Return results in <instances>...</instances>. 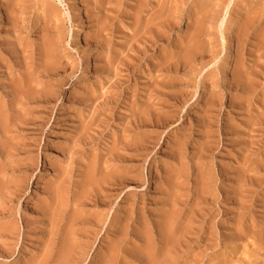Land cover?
Wrapping results in <instances>:
<instances>
[{
    "label": "rangeland",
    "instance_id": "374dc122",
    "mask_svg": "<svg viewBox=\"0 0 264 264\" xmlns=\"http://www.w3.org/2000/svg\"><path fill=\"white\" fill-rule=\"evenodd\" d=\"M137 1L0 0V264H264V0ZM258 8L244 49L223 43ZM142 115L161 125L146 152ZM203 127L213 153L195 156Z\"/></svg>",
    "mask_w": 264,
    "mask_h": 264
},
{
    "label": "bare ground",
    "instance_id": "6f19581e",
    "mask_svg": "<svg viewBox=\"0 0 264 264\" xmlns=\"http://www.w3.org/2000/svg\"><path fill=\"white\" fill-rule=\"evenodd\" d=\"M137 1V0H136ZM242 1H244V0H242ZM138 2V1H137ZM163 2V1H162ZM169 2V1H168ZM255 2H259V0H256ZM41 3H43V2H41ZM139 3H140V1H139ZM139 3H136V4H139ZM261 3H263L262 2V0H261ZM165 4V3H164ZM163 4V5H164ZM168 4V3H167ZM172 4V3H171ZM225 4V3H224ZM245 4H247L248 6H249V10H251V8H250V6L253 4L252 3V1L250 2V3H246L245 2ZM244 4V5H245ZM47 5V4H46ZM45 5V6H46ZM228 5V4H227ZM254 5V4H253ZM257 5H259V4H257ZM257 5H256V7H257ZM262 5V7L264 8V6H263V4H261ZM43 6H44V4H43ZM134 6H137V5H134ZM167 6V5H166ZM240 6V5H239ZM47 7V6H46ZM163 7V6H162ZM171 7V6H170ZM244 7V6H243ZM255 7V8H256ZM49 8V10H50V14L52 15V16H54L53 14L55 13V11H54V13H53V11L52 10H54V8L52 9V7L50 8V7H48ZM136 8V7H135ZM169 8V7H168ZM212 8V7H211ZM218 8V7H217ZM223 8H224V6H223ZM254 8V7H253ZM259 8H260V6H259ZM257 9V10H255V9H253L252 11H253V13H252V11H250L251 13H252V16L250 17V18H248L247 17V20H249L250 21V23L248 22L247 23V21L245 22V23H247L248 25L246 26V28L244 29V26L243 27H241V28H243V29H239L240 27L238 26V28L237 29H233V26H231V27H227L226 28V30L225 31H223V32H221V34H220V36H221V38L220 39H222V41H223V43L224 42H226V40L228 39H230V38H233V37H236L237 38V40H238V42H240L239 44H240V46L238 47V49L239 48H241V49H244V47H243V45H244V42H243V36H242V34H241V32L243 33V32H245V34L247 33V30L249 29V27H251V25L252 26H254L255 25V23L257 22V19H261L262 17H261V10L260 9ZM45 9V8H44ZM43 9V10H44ZM47 9V8H46ZM137 9V8H136ZM140 9V8H139ZM167 9V8H166ZM245 9H247V7L245 8ZM262 9V8H261ZM216 10V9H215ZM220 10V9H219ZM244 10V9H243ZM255 10V11H254ZM262 10H264V9H262ZM47 11H48V9H47ZM52 11V12H51ZM138 11V10H137ZM170 11V10H169ZM217 11V10H216ZM49 12V11H48ZM172 12V11H171ZM238 12V14L240 13L239 11H236V13ZM148 13V12H147ZM167 13V12H166ZM200 13V12H199ZM198 13V14H199ZM217 13V12H216ZM248 13H249V11H248ZM250 13V14H251ZM134 14H135V12H134ZM203 14V13H202ZM205 14V13H204ZM203 14V15H204ZM209 14V13H208ZM207 14V15H208ZM214 14V13H213ZM212 14V15H213ZM234 14V13H233ZM242 14H244V13H242ZM56 15V14H55ZM136 15H137V13H136ZM136 15H135V17H136ZM152 15V14H151ZM150 15V16H151ZM169 15V14H168ZM174 15V14H173ZM237 15V14H236ZM175 16V15H174ZM173 16V17H174ZM245 16V15H244ZM199 17V16H198ZM198 17H197V19H198ZM196 18V17H195ZM201 18H202V16H201ZM205 18V17H204ZM221 18V17H220ZM136 19V18H135ZM139 19V18H138ZM165 19V18H164ZM216 19V18H215ZM232 19V18H231ZM195 20V19H194ZM224 20V19H223ZM235 20V19H234ZM240 20V19H239ZM243 20V19H242ZM148 21V20H147ZM160 21V20H159ZM199 21H201V20H199ZM198 21V22H199ZM260 21V20H259ZM136 22V21H135ZM158 22V21H157ZM156 22V23H157ZM164 22H168L167 23V25L165 24V26H166V28H170L171 26H172V19L170 18V16H168L166 19H165V21ZM195 22H197V21H195ZM221 22V21H220ZM155 23V24H156ZM222 23V22H221ZM220 23V24H221ZM236 23V22H235ZM235 23H232V24H235ZM241 23H243V21L241 22ZM137 24V23H136ZM139 24V23H138ZM150 24V23H149ZM201 23H195V25L193 26L192 25V28H193V30H192V28H190L192 31L191 32H189V34H188V36H187V41H186V49H185V53L187 54H192V53H195L196 51L197 52H199L200 50V48L203 46V42L204 41H202V38L201 37H203V35L201 36V34H202V31L203 30H201V29H203V27H201L200 28V25ZM203 24V23H202ZM237 24V23H236ZM235 24V25H236ZM264 24V23H263ZM133 25V24H132ZM144 25V24H143ZM157 25V24H156ZM162 25H164V24H162ZM174 25V24H173ZM200 25V26H199ZM215 25V24H214ZM240 25V24H239ZM134 26V25H133ZM152 26H153V24H152ZM164 26V27H165ZM220 26V25H219ZM144 27V26H143ZM159 27V26H158ZM257 27V26H256ZM230 29H231V31H230ZM141 30V29H140ZM188 30V29H187ZM186 30V31H187ZM210 30V29H209ZM221 30V29H220ZM235 30V31H234ZM256 32L257 33H255V34H257V37H260V38H257L258 39V41H256V43L257 44H259V46L257 45L256 47L257 48H255V50L256 51H258L259 49H258V47L259 48H264V25H260L259 27H257L256 29ZM167 30H165V32H166ZM171 31V30H170ZM169 31V32H170ZM185 31V32H186ZM215 31V30H214ZM230 31V32H229ZM143 32V31H142ZM155 32V31H154ZM164 32V31H163ZM163 32H162V34H163ZM164 32V33H165ZM168 32V31H167ZM140 33V32H139ZM146 33V32H145ZM150 33V35H151V32H149ZM191 33V34H190ZM217 33V32H216ZM213 34V33H212ZM135 35H136V32H135ZM143 35V34H142ZM165 35V34H164ZM244 35V34H243ZM155 36H156V34H155ZM168 36V35H167ZM214 36V35H213ZM246 36V35H245ZM245 36H244V40H245ZM163 37V36H162ZM166 37V36H165ZM164 37V38H165ZM205 37V36H204ZM256 37V36H255ZM143 38V37H142ZM149 38V37H148ZM151 38H152V35H151ZM178 38V37H177ZM185 38V37H184ZM183 38V39H184ZM145 39H146V37H145ZM167 39V38H166ZM179 39H180V37H179ZM185 39V40H186ZM205 39V38H204ZM214 39V38H213ZM144 40V39H143ZM146 40H148V39H146ZM210 40V39H209ZM216 40V39H215ZM154 41V40H153ZM181 41V40H180ZM214 41V40H213ZM231 41V40H230ZM207 42V41H206ZM242 42H243V45H242ZM176 44V43H175ZM180 44V43H179ZM253 44V43H252ZM217 45V44H216ZM172 46V45H171ZM252 46H254V45H252ZM220 47V46H219ZM230 47L231 46H229L228 47V53H227V58H226V60H225V63H224V67H225V69H227L228 68V66L230 65V61H231V51H230ZM167 48H169V47H167ZM208 48V47H207ZM236 48V47H235ZM51 49V48H50ZM50 49H49V52H50ZM53 49V48H52ZM183 49V48H182ZM161 50V49H160ZM170 50V49H169ZM249 50V49H248ZM263 50V49H262ZM181 51V50H180ZM236 51H237V49H236ZM250 51H252V50H250ZM255 51V52H256ZM47 52V51H46ZM48 52V53H49ZM182 52V51H181ZM238 52H239V50H238ZM241 50H240V55H239V53H236V55L238 56H242V58H243V55H241ZM254 52V51H253ZM261 52V51H260ZM53 53V52H52ZM160 53V52H159ZM202 53V52H201ZM207 53V52H206ZM211 53V52H210ZM169 54V53H168ZM168 54H167V56H168ZM185 54V55H186ZM214 54V53H213ZM48 55V54H47ZM46 55V56H47ZM137 55V54H136ZM162 55V54H161ZM180 55V54H179ZM182 55H183V53H182ZM182 55H181V57H182ZM234 55V54H233ZM248 56H249V54H247ZM264 54L262 53V55H261V58H262V56H263ZM50 56V55H49ZM54 56H56V54L54 55ZM133 56V55H132ZM137 56H139V55H137ZM197 56V55H196ZM235 57L236 59L235 60H233V62H234V68L235 69H239V66H240V63H239V61H238V59H239V56L238 57ZM255 56H256V54H255ZM258 56V55H257ZM130 57H131V55H130ZM134 57V56H133ZM185 57V56H184ZM189 57H190V55H189ZM53 58V57H52ZM178 58H179V56H178ZM213 58V57H212ZM216 58V57H215ZM234 58V57H233ZM258 58V57H257ZM260 58V57H259ZM177 59V58H176ZM191 59V58H190ZM47 60V59H46ZM169 60V59H168ZM167 60V61H168ZM211 60V59H210ZM240 60H242V59H240ZM249 60V59H248ZM48 61V60H47ZM53 61V60H52ZM129 62H130V60H128ZM163 61V60H162ZM187 61H189V60H187ZM252 61V60H251ZM250 61V62H251ZM256 61V60H255ZM163 62H165V61H163ZM243 62V61H242ZM245 62V61H244ZM258 62V61H257ZM45 63H48V62H45ZM166 63V62H165ZM169 63V62H168ZM171 63H173V62H171ZM184 63V62H183ZM187 63H189V62H187ZM151 64H153V63H151ZM158 64V63H157ZM2 65V64H1ZM50 65V64H49ZM134 65V64H133ZM160 65V64H159ZM162 65V64H161ZM171 65V64H170ZM178 65V64H177ZM232 65V64H231ZM247 65V64H246ZM257 65V64H256ZM51 66V65H50ZM127 66V65H126ZM152 66V65H151ZM164 66V69H162V70H167L168 68H165L166 66L165 65H163ZM192 66V65H191ZM254 66H255V64H254ZM130 67H132V66H130ZM159 67V66H158ZM189 67V66H188ZM251 67V66H250ZM257 67V66H256ZM155 68V67H154ZM156 68H157V66H156ZM172 68V67H171ZM180 68V67H179ZM190 68V67H189ZM261 68V67H260ZM128 69V68H127ZM133 69V68H132ZM153 69V68H152ZM176 69V68H175ZM233 69V68H232ZM234 69V70H235ZM254 69V68H253ZM160 70V69H159ZM162 70H161V72H162ZM168 70H171V69H168ZM167 70V71H168ZM172 70H174V69H172ZM171 70V71H172ZM252 70V69H251ZM166 71V73L164 74V75H169L170 77H172L173 75H171L170 74V71H168L167 72ZM189 71V70H188ZM187 71V72H188ZM191 71H192V69H191ZM193 71H195V70H193ZM239 71V70H238ZM235 72V71H234ZM154 73V72H153ZM189 73V72H188ZM187 73V74H188ZM191 73V72H190ZM194 73V72H193ZM239 73H240V71H239ZM241 73H242V71H241ZM246 73H247V70H246ZM149 74V73H148ZM192 74V73H191ZM235 75H236V73H234ZM245 74V73H244ZM244 74H242V76H243V78H245V76H244ZM253 74V73H252ZM161 75V74H160ZM190 75V74H189ZM234 75V76H235ZM241 75V74H240ZM246 75V74H245ZM249 75H251V74H249ZM234 76H232V77H234ZM247 76V75H246ZM165 77V76H164ZM170 77L168 78V79H170ZM240 77V76H239ZM258 77V76H257ZM159 78V77H158ZM163 78V77H162ZM154 79V78H153ZM240 79H242V78H240ZM250 79H252V78H250ZM149 80V79H148ZM155 80V79H154ZM173 80V79H172ZM191 80V79H190ZM193 80V79H192ZM236 80H237V78H236ZM246 80V79H245ZM248 80V79H247ZM159 80L157 79L156 80V82H158ZM163 81V80H162ZM211 81V80H210ZM243 81H244V79H243ZM155 82V81H154ZM160 82L161 81H159V84H160ZM170 82L171 81H163L160 85H162V84H165V86L167 85V83L170 85ZM173 82H174V80H173ZM175 82H177V80L175 81ZM180 82V85H182V83L183 82H181V80L179 81ZM179 82H177L176 84L178 85L179 84ZM230 82V81H229ZM245 82V81H244ZM260 82V81H259ZM16 83V82H15ZM185 83H187V81L185 82ZM191 83V82H190ZM209 83H211V82H209ZM248 83H250V82H248ZM158 84V83H157ZM156 84V85H157ZM171 84H172V82H171ZM175 84V85H176ZM192 84V83H191ZM194 84V83H193ZM231 84V83H230ZM254 85V84H253ZM171 86V85H170ZM16 87H17V85H16ZM154 87V86H153ZM157 87V86H156ZM164 87V86H163ZM167 87H168V85H167ZM248 87V86H247ZM21 88V87H20ZM23 88V87H22ZM211 88V87H210ZM249 88V87H248ZM155 89V88H154ZM161 89H162V87H161ZM178 89H180V88H178ZM164 90H166V89H164ZM191 90V89H190ZM246 90H248V89H246ZM251 91V90H250ZM249 91V92H250ZM158 92V91H157ZM174 92V91H173ZM185 92H187V91H185ZM184 92V93H185ZM240 92V91H239ZM245 92V91H244ZM23 93V92H22ZM153 93H154V90H153ZM163 93V92H162ZM161 92H160V95L162 94ZM165 93V92H164ZM170 93V92H169ZM168 93V94H169ZM179 93H180V91H179ZM213 93V92H212ZM167 94V93H166ZM175 94V93H174ZM177 94V93H176ZM181 94V93H180ZM250 94V93H249ZM148 95V94H147ZM163 95V94H162ZM171 95V94H170ZM178 95V94H177ZM176 95V96H177ZM174 96V95H173ZM245 96V95H244ZM168 97H170L169 95H168ZM175 97V96H174ZM174 97H172V98H174ZM210 97V96H209ZM149 98V97H148ZM159 98V97H158ZM177 98V97H176ZM181 98V97H180ZM186 98V97H185ZM213 97H211V99H212ZM162 98H160V100H161ZM166 99H167V97H166ZM216 99V98H215ZM242 99V98H241ZM245 99V98H244ZM247 99V98H246ZM146 100H147V97H146ZM165 100V99H164ZM171 100V99H170ZM184 100V99H183ZM188 100V99H187ZM234 100V99H233ZM238 100V99H237ZM168 101V100H167ZM186 101V100H185ZM210 101V103H211V101L212 100H208V102ZM240 101V100H239ZM244 101V100H243ZM157 102H158V100H157ZM163 102H165V101H163ZM179 102V101H178ZM241 102H242V100H241ZM260 102V101H259ZM148 103V102H147ZM169 103V102H168ZM172 103V102H171ZM205 103H206V101H205ZM214 103V102H213ZM237 103V102H236ZM240 103V102H239ZM150 104H151V102H150ZM159 104H161V102L159 103ZM163 104V103H162ZM161 104V105H162ZM216 104H218V103H216ZM146 105V104H145ZM168 105V104H167ZM173 105V104H172ZM156 106V105H155ZM166 106V105H165ZM175 106V105H174ZM211 106H213V105H211ZM175 108V107H174ZM209 108V107H208ZM141 109H142V107H141ZM140 109V110H141ZM155 109V108H154ZM207 109V108H206ZM211 109V108H210ZM146 110H148L147 108H146ZM150 110H151V108H150ZM163 110V109H162ZM208 110V109H207ZM206 110V111H207ZM214 110V109H213ZM152 111V110H151ZM164 111V110H163ZM170 111V110H169ZM203 111V110H202ZM212 111V110H211ZM137 112V111H136ZM138 112H139V110H138ZM137 112V113H138ZM148 112H150V111H148ZM146 113V114H149V113ZM153 112V111H152ZM143 113V112H142ZM158 113V112H157ZM166 113V112H165ZM206 113V112H205ZM212 113V112H211ZM264 113V112H263ZM139 114V113H138ZM144 114V113H143ZM145 114V115H146ZM161 114V113H160ZM164 114V113H163ZM169 114L170 113H168L167 115L169 116ZM176 114V113H175ZM201 114V113H200ZM209 114V113H208ZM258 114H259V112H258ZM262 114V113H261ZM260 114V115H261ZM259 115V116H260ZM139 117H140V115H138ZM155 116H156V114H155ZM159 116V115H158ZM161 116V115H160ZM200 116V115H199ZM209 116V115H208ZM258 116V115H257ZM154 117V116H153ZM166 117V116H165ZM164 117V118H165ZM174 117V116H173ZM250 118H252V117H250ZM152 119V120H151ZM173 119H175V118H173ZM196 119H198V116H197V118ZM255 119V118H254ZM259 119H260V117H259ZM262 119V118H261ZM264 119V118H263ZM140 120V119H139ZM146 120L148 121V122H150V123H147L146 122ZM162 120V119H161ZM167 120V119H166ZM202 120V119H201ZM207 120V119H206ZM205 120V121H206ZM227 120V119H226ZM141 122H139V127H144V126H147V128H148V130H149V133H147L146 132V134H147V136H144V135H142V136H144V137H142V139L141 140H139V141H137V142H139V146L137 145V148L141 151V152H146V151H149L148 149H149V146L150 145H152L153 143H155L156 141H158V139L160 140V134L158 133L160 130H158V127H161V125H159V120L158 119H155L154 121H153V118H145L143 115L141 116V120H140ZM170 121H172V119L170 120ZM169 122V121H168ZM226 122V121H225ZM259 122H260V120H259ZM162 123V122H161ZM203 123V122H202ZM231 123V122H230ZM255 123V122H254ZM2 124V123H1ZM163 124V123H162ZM206 124V123H205ZM207 124H209V123H207ZM248 124H249V122H248ZM252 124V123H251ZM251 124H249V125H251ZM196 125V124H195ZM209 125H211V124H209ZM228 125V123L226 124V126ZM230 125V124H229ZM258 125V124H257ZM205 126V125H204ZM225 126V125H224ZM231 126V125H230ZM260 126H263V125H260ZM228 127V126H227ZM232 127V126H231ZM234 127V126H233ZM186 128H188V127H186ZM203 128H205V127H203ZM255 128V127H254ZM253 128V129H254ZM262 128V127H261ZM264 128V127H263ZM142 129V128H141ZM210 129V128H209ZM250 129H252V126H251V128ZM260 129V128H259ZM258 129V130H259ZM135 130V129H134ZM145 130V129H144ZM203 130V129H202ZM205 130V131H204ZM203 131V133H202V138L204 139V140H202V146H201V144H199V146L197 147V149L195 150V153H193V155H197V156H207L206 154H209V152H211L212 151V142H213V136H211V134H213V133H210V131H208L206 128L204 129ZM228 130H229V128H228ZM261 130V129H260ZM146 131V130H145ZM144 131V132H145ZM233 131H234V129H233ZM185 132V131H184ZM196 132H198L199 134L202 132L200 129H198L197 128V131ZM224 132V131H223ZM222 132V133H223ZM232 132V131H231ZM257 132V131H256ZM179 133V132H178ZM182 133V132H181ZM186 133V132H185ZM247 133V132H246ZM263 133V132H262ZM184 134V133H183ZM182 134V136H183V138H181L182 139V142H180V140L179 141H177V142H174L173 143V145L172 146H175V147H173V148H171V149H173V151L175 152V154H177V155H179V157H180V154H181V152H182V150H183V148H185V145H186V143H187V141L189 140V138L191 137L190 135L192 134L191 133V131H190V134L187 136V133H186V135H183ZM225 134V133H224ZM235 134V133H234ZM140 135V134H139ZM180 135V134H179ZM259 135V134H258ZM262 135V134H261ZM181 136V137H182ZM224 136V135H223ZM160 137V138H159ZM201 137V136H200ZM205 137V138H204ZM220 137V136H219ZM232 137V136H231ZM252 137V136H251ZM255 137V136H254ZM225 138V137H224ZM223 138V139H224ZM191 139V138H190ZM194 139V138H193ZM214 139H215V137H214ZM255 139V138H254ZM196 140H198V139H196ZM201 140V139H200ZM228 140V139H227ZM235 140V139H234ZM172 141V140H171ZM195 141V140H194ZM231 141V140H230ZM243 141V140H242ZM241 141V142H242ZM133 142V141H132ZM233 142V141H232ZM231 142V143H232ZM236 142H237V140H236ZM254 142V141H253ZM126 143V142H125ZM134 143H136L135 141H134ZM133 143V144H134ZM200 143V142H199ZM239 143H240V141H239ZM252 143V142H251ZM255 143V142H254ZM198 144V143H197ZM226 144V143H225ZM235 144V143H234ZM241 144V143H240ZM131 145V144H130ZM194 145V144H193ZM196 145V144H195ZM217 145V144H216ZM227 145V144H226ZM233 145V144H232ZM128 146V145H127ZM134 146H136L135 144H134ZM214 146V145H213ZM129 147V146H128ZM195 147V146H194ZM217 147H218V145H217ZM236 147V146H235ZM123 148V147H122ZM132 148H133V146H132ZM136 148V147H135ZM137 148L136 149H134V150H137ZM121 149V148H120ZM125 149V148H124ZM193 149V148H192ZM221 149V148H220ZM235 149V148H234ZM127 150V149H126ZM130 150V149H129ZM132 150V149H131ZM230 150V149H229ZM237 150V149H236ZM121 151H123V150H121ZM168 151H170V150H168ZM246 152H247V149L245 150ZM120 152V151H119ZM127 152V151H126ZM246 152H244V154L242 155V156H244V155H247V154H245ZM253 152V151H252ZM262 152V151H261ZM185 153V152H184ZM211 153H213V152H211ZM210 153V154H211ZM119 154V153H118ZM120 154H121V152H120ZM123 155H125V153H122ZM129 154V153H128ZM144 154H146V153H144ZM174 154V153H173ZM115 155V154H114ZM139 155H141V154H139ZM172 155V154H171ZM184 155V154H183ZM213 155V154H212ZM240 155V154H239ZM117 156V155H116ZM126 156H128V155H126ZM130 156H132L131 154H130ZM146 156V155H145ZM219 156V155H218ZM249 156H251L250 154H249ZM183 157V156H182ZM175 158V157H174ZM200 158V157H199ZM177 159V158H176ZM179 159V158H178ZM181 161V160H180ZM179 162V161H178ZM181 165V164H180ZM203 165V164H202ZM208 166V165H207ZM249 166H251V165H249ZM183 167V166H182ZM181 168V167H180ZM179 168V169H180ZM173 169H174V167H173ZM212 169V168H211ZM250 169V168H249ZM248 169V170H249ZM252 169H253V167H252ZM182 170H183V168H182ZM247 170V169H246ZM180 171V170H179ZM184 171V170H183ZM203 171H205V168H204V170ZM170 172V171H169ZM183 172H181V174H182ZM185 173V172H184ZM205 173V172H204ZM178 174V173H177ZM176 174V175H177ZM133 175V174H132ZM168 175V174H167ZM173 175H174V173H173ZM185 175V174H184ZM207 175V174H206ZM206 175H204V177H206ZM186 176V175H185ZM210 176V175H209ZM166 177H168V176H166ZM176 177V176H175ZM174 177V178H175ZM177 177H180L179 175L177 176ZM176 177V178H177ZM200 177V176H199ZM208 177V176H207ZM214 177V176H213ZM239 177V176H238ZM249 177V176H248ZM89 178H91V177H89ZM197 178H198V176H197ZM202 178H203V176H202ZM106 179V178H105ZM109 179V178H108ZM127 179H129V175H128V177H127ZM167 179V178H166ZM169 179V178H168ZM201 179V178H200ZM239 179V178H238ZM110 180V179H109ZM175 180V179H174ZM174 180H173V182H174ZM213 180V179H212ZM211 180V181H212ZM215 180V179H214ZM235 180V179H234ZM243 180H245V179H243ZM247 180H249V179H247ZM103 181H104V178H103ZM176 181V180H175ZM239 181V180H238ZM242 181V180H241ZM164 182V181H163ZM203 182V181H202ZM108 183V182H107ZM111 183V182H110ZM109 183V184H110ZM117 183V182H116ZM178 183V182H177ZM176 183V184H177ZM204 183V182H203ZM209 183V182H208ZM100 184V183H99ZM175 184V185H176ZM205 184V183H204ZM167 185H168V183H167ZM179 185V184H178ZM207 185V184H206ZM103 187V186H102ZM107 187V186H106ZM172 187V186H171ZM180 187H182V186H180ZM204 187V186H203ZM112 188V187H111ZM172 189V188H171ZM174 189L175 188H173V191H174ZM179 189H181V188H179ZM206 189V188H205ZM167 190V189H166ZM177 190V189H176ZM202 190H203V188H202ZM202 190H200V191H202ZM172 191V190H171ZM199 191V190H198ZM204 191V190H203ZM99 192H101L100 190H99ZM175 192H177V191H175ZM96 193H97V191H96ZM167 193V192H166ZM199 193H201V192H199ZM168 194V193H167ZM176 194V193H175ZM200 195V194H199ZM237 195V194H236ZM94 196V195H93ZM204 196V195H203ZM243 196H245L244 194H243ZM91 197V196H90ZM173 196H171V198H172ZM174 197H178V196H174ZM173 197V198H174ZM198 197H200V196H198ZM205 197V196H204ZM204 197L202 198V199H204ZM238 197V196H237ZM240 197V196H239ZM92 198V197H91ZM95 198V197H94ZM239 199H241V198H239ZM167 200V199H166ZM171 200V199H170ZM95 201V200H94ZM93 201V202H94ZM237 201V200H236ZM243 201V200H242ZM243 203V202H242ZM175 204V203H174ZM244 204H246V203H244ZM244 204H243V206H244ZM173 206V205H172ZM241 206V205H240ZM247 206V205H246ZM171 212H174V211H171ZM90 216V215H89ZM88 221H89V219H88ZM169 226V225H168ZM74 227V226H73ZM89 227V226H88ZM169 228V227H168ZM165 229V228H164ZM180 231V230H179ZM161 233V232H160ZM170 234V233H169ZM168 234V235H169ZM170 237H172V236H170ZM174 238V237H173ZM71 239H72V237H71ZM75 239V238H74ZM169 239V238H168ZM175 239V238H174ZM71 241V240H70ZM74 243V242H73ZM255 243V242H254ZM70 244V243H69ZM252 245V244H251ZM74 247V246H73ZM166 251V250H165ZM174 253V252H173ZM161 257V256H160ZM165 257V259H166V256H164ZM168 257V256H167ZM162 258V257H161ZM170 260V259H169ZM156 261H157V259H156ZM166 263V262H165Z\"/></svg>",
    "mask_w": 264,
    "mask_h": 264
}]
</instances>
